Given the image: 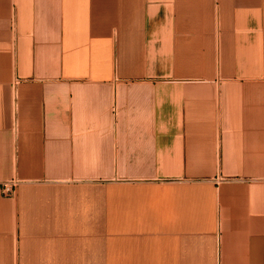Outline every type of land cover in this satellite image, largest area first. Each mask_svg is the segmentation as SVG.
Returning <instances> with one entry per match:
<instances>
[{"label": "crops", "instance_id": "crops-1", "mask_svg": "<svg viewBox=\"0 0 264 264\" xmlns=\"http://www.w3.org/2000/svg\"><path fill=\"white\" fill-rule=\"evenodd\" d=\"M0 264H264V0H0Z\"/></svg>", "mask_w": 264, "mask_h": 264}, {"label": "built area", "instance_id": "built-area-1", "mask_svg": "<svg viewBox=\"0 0 264 264\" xmlns=\"http://www.w3.org/2000/svg\"><path fill=\"white\" fill-rule=\"evenodd\" d=\"M17 184L18 183L16 181H10V182L3 183V185H2L3 195L12 196L14 191H15Z\"/></svg>", "mask_w": 264, "mask_h": 264}]
</instances>
